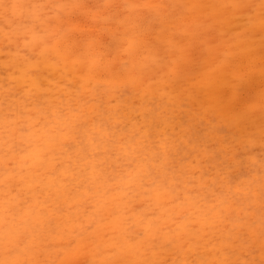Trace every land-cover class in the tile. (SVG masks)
Masks as SVG:
<instances>
[{
    "label": "snow or ice",
    "instance_id": "obj_1",
    "mask_svg": "<svg viewBox=\"0 0 264 264\" xmlns=\"http://www.w3.org/2000/svg\"><path fill=\"white\" fill-rule=\"evenodd\" d=\"M0 15V264H264V0H0ZM129 88L171 111L140 124L114 103ZM197 107L234 140L178 136L176 110L183 126Z\"/></svg>",
    "mask_w": 264,
    "mask_h": 264
},
{
    "label": "bare ground",
    "instance_id": "obj_2",
    "mask_svg": "<svg viewBox=\"0 0 264 264\" xmlns=\"http://www.w3.org/2000/svg\"><path fill=\"white\" fill-rule=\"evenodd\" d=\"M5 2H10V0H5ZM19 2H25L26 3V2H31V0H19ZM204 2H208V0H204ZM4 28H5V24H4L3 16L0 15V103H2L4 100L5 88L8 85V81L5 79L6 73L2 67L3 59L5 58V56L7 54V50H8V41L5 40V38H4ZM12 47H13V51H14L15 46L13 45ZM58 78L59 77L57 76L56 79H58ZM70 83H72L71 80L65 79V81H64L65 85L70 84ZM52 87L54 89L56 87L55 80L53 81ZM61 91L64 92V94H65V101L66 102L69 101L71 94H73L72 89L61 86ZM57 94H59V92ZM114 95L116 96V100H114V103H119L121 105L126 104V105H129V106H132L135 108L133 115H137V114L139 115V119H140L139 123L140 124L145 123V113L148 114L149 122H150V119L153 115H159V113L161 111H165V110L171 111V109H164L162 107L164 104L167 103V100H166V97H162L159 93H155V94L150 93L147 97L142 98V96H143L142 93H141V95L138 96L136 90L129 88L128 91L124 94L122 99L120 98L119 93H115ZM213 115L214 114L211 111H209L207 114H205L203 109H200L199 107H197V109L193 110L191 113H189L187 109L184 110L183 117L198 118V119H200V117H201V119L202 118L205 119V125H204L205 133L198 135V133H196L194 130H192L190 128L191 124H187V125H183V126L181 125V120H180L181 113H180V110L177 109L176 110V116H177L176 134L178 136H180L181 138H183L184 133H187V136L189 138H198V137L204 136V137L208 138L209 140H213L214 137H212L209 130L212 127H216V128H223V132L220 136L221 139L224 136H228L229 142H232L234 140V129H232L231 127H229L227 125H224L223 122L221 120H219V118L216 119L215 125H212L211 119H212ZM187 122H188V120H187ZM133 123H135V121ZM202 125H203V123H202ZM129 127L131 128V125ZM194 127H196V126H194ZM171 131H172V129L169 128V133H171ZM257 146L259 148V145H257ZM113 151L118 153L119 147L117 146ZM256 157L258 158V155ZM201 159H204V158L202 157ZM223 159H224L223 156H221L219 160L215 159V158H208L207 160H209V165L206 166V163L204 165H202V167L205 168L207 171H204L202 169V167H200V169L197 171V176L199 177L201 172H203V173L208 172L207 173L208 177L214 175L215 170L220 166L221 161ZM246 166H247V164H246ZM107 170L109 172H111L110 168ZM243 179H244V177H243ZM251 179L257 181L255 187L259 188V183H258L259 175H256V173L255 174L253 173V174H251ZM208 182L209 183L211 182L210 179L208 180ZM255 256H256V254H255Z\"/></svg>",
    "mask_w": 264,
    "mask_h": 264
},
{
    "label": "rangeland",
    "instance_id": "obj_3",
    "mask_svg": "<svg viewBox=\"0 0 264 264\" xmlns=\"http://www.w3.org/2000/svg\"><path fill=\"white\" fill-rule=\"evenodd\" d=\"M83 2H87V3H101V2H103V0H83ZM254 2H257L258 3V0H254ZM256 45H257V47L259 46V36H257L256 38ZM260 86H261V81H260V79H259V77L257 76V78H256V80H255V82H254V85H253V88H252V91H253V94H255V93H257L258 92V90H259V88H260ZM186 121L188 120V123L187 124H191V126H190V128L192 129V130H194L196 133H198V135H201L202 133L204 134L205 133V127H204V125H205V119L204 118H202L201 119V117H200V119H198V118H188V117H183ZM190 119V120H189ZM193 120V121H192ZM139 121H140V119H139ZM193 122V123H192ZM195 123V124H194ZM202 123H203V125H202ZM194 126H196V127H194ZM195 128V129H194ZM227 137V138H226ZM222 139H226V140H228L229 141V137L228 136H224V137H222ZM258 155V158L256 157V161H255V165H254V169L252 170V172L255 174L256 173V175H259V172H260V164H259V156H260V149L258 148V146H257V148H256V156ZM258 161V162H257ZM247 162V163H246ZM246 162H245V167L243 168V171L245 172V173H248L249 172V169H248V167L246 166V164L248 165L249 163H251V161H247L246 160ZM206 166H208L209 165V160H207L206 162ZM205 163H203V165L205 164ZM247 167V168H246ZM246 168V169H245ZM259 168V169H258ZM202 169L204 170V171H207L205 168H203L202 167ZM248 169V170H247ZM257 170V171H256ZM251 172V174H253ZM208 173V172H207ZM241 179H243V177H241ZM244 179H245V177H244ZM246 254V255H245ZM255 254H256V256H255ZM242 256H241V259H256V260H259L260 259V253H259V250L257 249V251H256V253H247V252H244V253H242L241 254Z\"/></svg>",
    "mask_w": 264,
    "mask_h": 264
}]
</instances>
